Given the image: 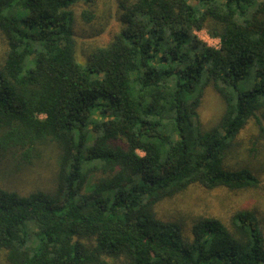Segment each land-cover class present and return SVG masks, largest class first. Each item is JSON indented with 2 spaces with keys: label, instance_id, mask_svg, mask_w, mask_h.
<instances>
[{
  "label": "trees",
  "instance_id": "16d2710c",
  "mask_svg": "<svg viewBox=\"0 0 264 264\" xmlns=\"http://www.w3.org/2000/svg\"><path fill=\"white\" fill-rule=\"evenodd\" d=\"M81 1L100 0H0V152L21 151L27 166L47 143L59 149L54 190L0 185L8 262L264 264L254 209L230 220L158 213L192 185L259 186L227 160L251 120L264 135V0H117V29L87 51ZM208 90L224 105L209 127Z\"/></svg>",
  "mask_w": 264,
  "mask_h": 264
},
{
  "label": "rangeland",
  "instance_id": "374dc122",
  "mask_svg": "<svg viewBox=\"0 0 264 264\" xmlns=\"http://www.w3.org/2000/svg\"><path fill=\"white\" fill-rule=\"evenodd\" d=\"M117 0H100L91 6L90 3L79 2L75 10V29L79 49L87 51L92 46L108 43L118 27L115 15ZM94 9L97 17L86 22L82 12ZM107 26V27H106ZM106 29L104 30V28ZM197 35L211 46L218 47L220 40L212 38L206 30ZM0 35V46L3 43ZM224 105L213 90H208L203 106L201 119L206 126H212L223 112ZM264 124V119H263ZM238 145L229 154L227 164L234 167L247 166L258 176L257 187L232 190L221 187L206 189L200 185H192L186 191L158 205V213L163 219H184L191 221L198 215L222 217L230 220L231 215L240 209H254L258 212L264 231V135L251 120L238 138ZM59 149L53 143L41 148V155L34 159L32 165L20 164L21 151L15 156L0 152V185L9 190L28 194L37 190L51 191L57 186V157ZM0 264H10L7 251L0 248Z\"/></svg>",
  "mask_w": 264,
  "mask_h": 264
}]
</instances>
